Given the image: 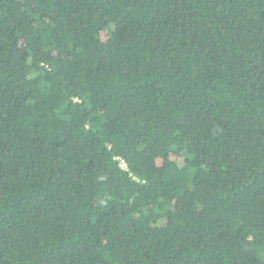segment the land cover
<instances>
[{
    "label": "trees",
    "instance_id": "trees-1",
    "mask_svg": "<svg viewBox=\"0 0 264 264\" xmlns=\"http://www.w3.org/2000/svg\"><path fill=\"white\" fill-rule=\"evenodd\" d=\"M0 264H264V0H0Z\"/></svg>",
    "mask_w": 264,
    "mask_h": 264
},
{
    "label": "built area",
    "instance_id": "built-area-1",
    "mask_svg": "<svg viewBox=\"0 0 264 264\" xmlns=\"http://www.w3.org/2000/svg\"><path fill=\"white\" fill-rule=\"evenodd\" d=\"M120 165H121L122 168H124V169H127V168H128V165H127L125 159L120 158Z\"/></svg>",
    "mask_w": 264,
    "mask_h": 264
}]
</instances>
